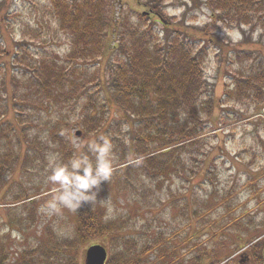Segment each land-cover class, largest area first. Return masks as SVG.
Segmentation results:
<instances>
[{"label":"trees","instance_id":"1","mask_svg":"<svg viewBox=\"0 0 264 264\" xmlns=\"http://www.w3.org/2000/svg\"><path fill=\"white\" fill-rule=\"evenodd\" d=\"M137 2L150 9V13L130 15L126 10L117 11L113 0H48L41 10L43 18L38 20V29L32 30L31 35L27 34L29 28L23 29V37L13 52L7 49L6 42L0 43V203L5 201L7 178L16 172L19 162L22 173L31 162L34 149L30 148L40 138L42 112L51 114L59 103L73 100L76 94H85V91L89 95L86 100L84 98L77 123L87 138L104 130L103 137L110 141L117 154V164L121 166L119 170L115 168L117 165L112 166L111 181H108L111 191L127 192L131 196V189L145 180L173 182L179 179L193 187L203 172L208 177L213 174L208 167L212 149L204 145V136L218 105L211 93V82L204 76L203 63L211 58L213 47L227 49L226 44L220 46L224 43L222 39L218 44L214 37V29L219 25L241 29L245 36L242 43H249L244 30L264 40V0H203L211 11V20L205 28L191 26L184 20L190 12L189 5L197 7L199 0ZM2 5L1 25L3 12L7 19L10 16L8 11H3ZM171 5L183 7V19L166 16L164 10ZM48 16L57 32L49 31L46 38L41 32L46 30ZM151 17L163 22L166 30L159 32L157 21L152 22ZM3 24V28L10 31L11 24ZM0 33L3 35L2 31ZM56 33H62L68 40L69 49L63 58H58L55 51L49 53ZM37 40L42 41V46L46 45L43 49L49 48L44 54L32 53V43ZM240 47H244L243 44ZM253 54L236 49L235 65L242 68L234 71L229 67L228 73L235 78V88L226 92V101L252 103L256 111L261 112L264 109L263 62L257 69L245 63ZM233 58L228 60L229 64L234 63ZM103 60L106 63L102 67ZM97 64L99 67L89 75L86 66ZM90 84L111 95L122 113L119 122L107 124L93 101V91L86 88ZM65 127L55 125L45 138L52 142L59 140L61 152L72 160L74 151L70 142L59 134ZM121 127L128 130L117 145L112 133ZM91 154L88 146L85 155ZM40 196L32 190L19 192L11 206L13 209L22 207L29 214L27 220L35 222L34 207L36 197ZM136 202L145 209L140 198ZM175 206L182 207L178 202ZM153 209L149 206L147 210ZM205 209L211 210L209 206ZM75 214L77 223L73 239H60L48 226L43 240L33 249L16 252L12 264H80L75 256L78 246L89 242L88 239L103 238H112L118 248L120 242L123 243L107 264H148L145 257L160 243L159 235V242L152 246L141 247L127 240L120 236L128 227L125 222L106 220L87 205ZM202 217V211L194 208L189 227L198 219L204 221ZM14 250L7 239H1L0 264L11 263ZM258 262L261 263L262 258Z\"/></svg>","mask_w":264,"mask_h":264},{"label":"rangeland","instance_id":"2","mask_svg":"<svg viewBox=\"0 0 264 264\" xmlns=\"http://www.w3.org/2000/svg\"><path fill=\"white\" fill-rule=\"evenodd\" d=\"M47 2L48 0H9L5 3L0 0V5L4 4L3 11H8L10 14L7 19L3 12V22L2 25L0 24V32L2 31L3 35L0 33V43L6 42L7 49L13 52L16 43L23 37V29L29 28L28 31L26 30L28 35L34 32L32 30L38 29V20L43 18L41 10ZM113 3L117 11L126 10L130 15L150 13V9L140 5L137 0H113ZM189 8L190 12L184 20L191 26L205 28L211 20V11L204 5L203 0H199L197 7L193 8L189 5ZM182 9L180 5H171L164 11L168 18L183 19ZM151 18L152 22L157 21L156 28L159 32L166 30L163 22L156 17ZM4 22L11 24L10 31L7 32L3 28ZM44 27L46 30L41 33L46 38L49 31L52 34L57 32L55 23L49 16ZM214 30H216L214 37L217 43L220 44L219 40L222 39L224 43L220 46L226 44L227 49L219 50L220 47H213L210 49L211 58L203 63L204 76L208 82H211V93L218 105L213 112V118L208 122L204 136L206 140L204 145L212 149L208 167L213 174L208 177L203 172V176L197 178L193 187L183 184V180L179 179L173 182L145 180L143 184L131 189L133 192L131 196L127 192L111 191L109 182L104 181L98 188L92 189L96 193L97 201L93 205L88 202L82 204L98 211L106 220L125 222L128 227L120 236L137 242L141 247L155 245L159 242L157 239L159 235L161 239L158 248L145 257L148 264H235L238 259L235 256L242 254L249 244L258 241L259 246L247 248L244 254L251 258L250 264H262L257 262V257L262 256L264 248V109L258 112L252 103L227 102L226 92L235 88V78L228 73L229 67L234 71L242 68L235 65L236 49L254 53L251 60L245 62L252 69L260 68L261 62L264 67V40L261 41L258 35L253 37L249 33L250 30H244L247 32L249 43H242L245 36L241 29L219 25ZM55 37L52 38L56 40L55 44L50 49L48 47L43 49L46 45L42 46L41 40L33 42L32 53L44 54V51L49 49L51 51L49 53L55 51L58 58H63L69 49L68 40L62 33H56ZM59 37L61 39H58ZM242 44L244 47H240ZM232 50H235V53ZM232 57L234 63L229 64L228 60ZM105 63L106 60H103L100 65L103 67ZM86 67L90 75L99 64ZM86 86L93 91V101L95 100L96 108L107 120V124L119 122L121 112L115 106L111 95L106 91L105 94L100 92L97 85ZM84 93L76 94L73 100L64 98L65 103H59L51 114L42 112L43 120L39 122L40 138L35 146L30 148L31 151L33 149L36 151L38 157H34L36 153L32 151L33 157L25 173H22L19 162L16 172L7 178V183L4 185L5 201L0 203V240L7 239L9 247L15 249V252H11L9 264L15 260L16 252L35 248L39 240H43L48 226L60 239L74 238L77 211L63 207L57 202L56 210L50 212V205L58 196L60 186L48 180L55 167L68 164L70 160L61 152L60 141H48L45 134L57 124L66 126L59 134L66 136V141L70 142L74 151L73 159L87 156L94 162V154L85 155V151L89 144L102 142L101 137L105 131L87 138L83 128L78 125L80 108L84 105V98L86 100L89 95L87 91ZM220 102L223 104L221 107ZM117 130L113 131L112 139H116V144L119 145L120 138H125L128 129L121 127ZM78 132H81L80 136L77 135ZM109 160L111 165H117L115 168L119 170L121 166L117 164V154L112 146ZM25 190H32L41 195L36 197L35 222L27 220L29 214H26L22 207L13 209L11 206L15 195ZM211 197L213 198L209 201ZM109 198L111 212L108 211L107 206H102L99 202ZM138 198L145 203L144 210L140 203L136 202ZM93 199L95 200V197ZM177 202L182 206L181 208L175 206ZM204 203L211 210H206ZM149 206H153L154 209L147 210ZM194 208L202 211L204 221L198 219L189 227V218ZM180 215L187 217L183 218ZM204 222H208V225ZM88 241L78 246L76 250L75 256L80 264H85L84 254L91 245L100 243L106 245L108 258L115 256L114 253L123 246L121 241L118 248L112 238L88 239Z\"/></svg>","mask_w":264,"mask_h":264},{"label":"clouds","instance_id":"3","mask_svg":"<svg viewBox=\"0 0 264 264\" xmlns=\"http://www.w3.org/2000/svg\"><path fill=\"white\" fill-rule=\"evenodd\" d=\"M101 141L89 145V150L95 156L94 162L87 156H83L53 169L48 180L58 183L60 191L50 205V212L56 210L57 202L63 207L77 211L83 203L88 202L93 205L97 201L96 193L92 189L98 188L104 181H109L112 174V165L109 160L111 143L104 137H101ZM99 202L102 206H107L109 212L112 211L110 198Z\"/></svg>","mask_w":264,"mask_h":264},{"label":"water","instance_id":"4","mask_svg":"<svg viewBox=\"0 0 264 264\" xmlns=\"http://www.w3.org/2000/svg\"><path fill=\"white\" fill-rule=\"evenodd\" d=\"M80 135L81 133L78 132V136ZM107 253V249L103 245L90 246L85 254V264H106L108 258Z\"/></svg>","mask_w":264,"mask_h":264},{"label":"flooded vegetation","instance_id":"5","mask_svg":"<svg viewBox=\"0 0 264 264\" xmlns=\"http://www.w3.org/2000/svg\"><path fill=\"white\" fill-rule=\"evenodd\" d=\"M245 251H243L242 254H239V255L235 256V257H238V259H237L235 264H250L251 258L248 257L246 254H244Z\"/></svg>","mask_w":264,"mask_h":264}]
</instances>
